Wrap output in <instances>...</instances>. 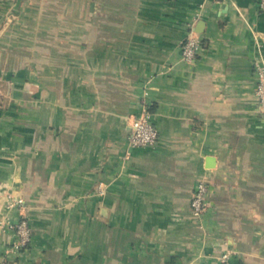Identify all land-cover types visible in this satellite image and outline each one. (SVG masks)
<instances>
[{
	"label": "crops",
	"instance_id": "obj_1",
	"mask_svg": "<svg viewBox=\"0 0 264 264\" xmlns=\"http://www.w3.org/2000/svg\"><path fill=\"white\" fill-rule=\"evenodd\" d=\"M4 40L0 264H264L260 0H0ZM143 106L159 141L129 149Z\"/></svg>",
	"mask_w": 264,
	"mask_h": 264
},
{
	"label": "built area",
	"instance_id": "obj_2",
	"mask_svg": "<svg viewBox=\"0 0 264 264\" xmlns=\"http://www.w3.org/2000/svg\"><path fill=\"white\" fill-rule=\"evenodd\" d=\"M260 8L264 10V0H260ZM202 49V41L195 34L193 28L190 31L182 45L181 56L182 60L186 62H194ZM255 75H256V100L258 104L259 113L264 117V58L260 56L255 62ZM130 133L128 136L129 149L155 146L159 141V131L152 120V114L147 106H143L141 113L133 117L130 124ZM208 186L201 182L197 185L193 199L192 210L198 217H202L208 210L209 205L207 202ZM23 200L14 199L9 204V208L15 205H23ZM15 230L16 241L14 248L18 252L25 251L32 240V230L30 223L26 218H22L17 224L12 226ZM231 252L226 251L220 257V264L230 263Z\"/></svg>",
	"mask_w": 264,
	"mask_h": 264
},
{
	"label": "rangeland",
	"instance_id": "obj_3",
	"mask_svg": "<svg viewBox=\"0 0 264 264\" xmlns=\"http://www.w3.org/2000/svg\"><path fill=\"white\" fill-rule=\"evenodd\" d=\"M6 32V31H5ZM5 44H6V41L4 40V41H2V44L0 45V48L1 47H4L5 46ZM5 48V47H4Z\"/></svg>",
	"mask_w": 264,
	"mask_h": 264
}]
</instances>
